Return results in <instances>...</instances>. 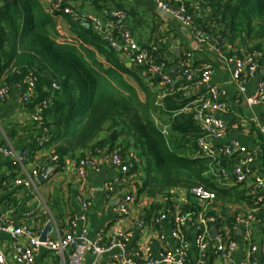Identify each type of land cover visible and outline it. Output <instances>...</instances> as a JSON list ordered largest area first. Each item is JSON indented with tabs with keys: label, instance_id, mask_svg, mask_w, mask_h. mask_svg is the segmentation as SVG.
Wrapping results in <instances>:
<instances>
[{
	"label": "trees",
	"instance_id": "1",
	"mask_svg": "<svg viewBox=\"0 0 264 264\" xmlns=\"http://www.w3.org/2000/svg\"><path fill=\"white\" fill-rule=\"evenodd\" d=\"M169 2L183 4L197 28L215 41L222 40L217 45L222 52L235 57L261 53L264 66V0ZM66 4L74 13L85 8L100 13L123 8L121 0H68ZM50 10L39 0H0V90L17 86L22 95L30 80L34 88L25 105L28 113L51 99L40 121L33 123L37 136L46 141L33 142L29 159L44 149L47 153L38 160L40 164L54 156L63 164L65 159L77 162L105 149L118 154L129 175L138 177L136 198L163 199L164 214H173L176 207L173 191H184L186 200L177 214L194 220L202 208L189 191L201 188L214 195L204 213L213 220L210 229L215 225L217 231L226 224L230 230L225 234L233 239V221L251 215L264 236L263 189L249 182L236 184L232 175L229 185L222 183L216 172L237 165L244 155L215 161L196 155V143L205 133L196 119L198 105L192 104L197 98L193 101L184 92L197 78L187 82L178 69L168 73L171 82L165 84L145 66L129 61L127 67L122 53L93 31L89 20L86 27L59 9ZM58 16L63 17L65 29H58ZM153 56L161 61L159 51ZM157 95H162L158 105ZM157 115L166 118V135L155 122Z\"/></svg>",
	"mask_w": 264,
	"mask_h": 264
},
{
	"label": "crops",
	"instance_id": "2",
	"mask_svg": "<svg viewBox=\"0 0 264 264\" xmlns=\"http://www.w3.org/2000/svg\"><path fill=\"white\" fill-rule=\"evenodd\" d=\"M50 10L53 0H39ZM124 10L129 11L128 26L139 46L156 48L159 58L167 63V75L178 70L182 61H187L192 68L198 69L210 65L212 70L210 86L221 88L225 92L223 102L227 111L215 115L226 126V133L220 140L212 141L213 145H227L231 142L244 147L253 158V162L246 167L252 174L264 175V109L259 106H247L245 100L255 95L258 89V76H248L245 83V93L240 94L238 86L232 81L233 65L227 62L226 52L218 50L216 46L198 44L190 31L160 12L153 0H121ZM51 11V10H50ZM82 12L94 17H101L100 12L85 8ZM58 29H65L63 17H57ZM183 59V60H182ZM130 66L127 58H124ZM128 66V67H129ZM169 76V75H168ZM206 86H190L184 92V96L190 99H198L204 94ZM22 95L17 86L9 88L7 94L0 99V222L12 226H28L36 232V237L50 240L62 235L69 227L73 218L84 219L79 221L76 227L78 236L83 235L88 241L93 242L98 236L106 242L113 229L120 225L129 235L123 242L122 248H114L99 258V264H135L145 259L161 260L165 254L174 255L178 249V243L172 237L177 217V207L185 202L184 191H173L176 207L173 214H164L165 201L160 198L150 199L146 197L136 198V175H129V170L124 180L115 193H109L106 186L120 175L111 165L110 158L113 153L107 150H98L94 155L95 169H88L85 173L84 188H80V182L75 176L73 160L67 159L62 169L55 165V171L42 183L36 178L44 171H40L34 180V185H17V180H24L25 173H30L37 168L39 159L45 157L47 151L34 152L29 159L33 142L39 137L33 130V122L30 113L26 111L21 99ZM162 95H157L158 105ZM196 119L198 117L196 116ZM199 122V120H197ZM155 122L163 128L166 135V118L155 116ZM5 139L16 154H27L24 171L13 163L11 157H6L1 149L5 146ZM48 167V168H49ZM233 167L228 165L227 172ZM258 171V172H257ZM128 191L132 192L133 201L130 205L129 215L123 218L117 213L116 208ZM264 191V189H263ZM83 198L88 207L82 211L79 199ZM166 218L160 223H155L159 215ZM236 228L233 239L236 247L231 257V264H240L248 252V244L243 241L245 234L256 247L257 264H264V236L259 229L252 224L251 229L245 230L244 218H236ZM223 224L222 228L227 233L229 228ZM178 228L189 245L185 264H221L215 252L216 231L215 225L210 229V247L204 257L200 256L195 247L196 234L190 220L178 223ZM227 226V225H226ZM214 229V238H211V230ZM249 230V231H248ZM228 234V233H227ZM42 240L41 242H44ZM252 241V242H251ZM15 243L24 244L23 239H12L9 233L0 232V252L5 257V264H17L14 259ZM125 257V260L123 258ZM66 254L56 256L50 251L40 249L35 253L32 264H65ZM92 257L87 255L83 264H91Z\"/></svg>",
	"mask_w": 264,
	"mask_h": 264
},
{
	"label": "built area",
	"instance_id": "3",
	"mask_svg": "<svg viewBox=\"0 0 264 264\" xmlns=\"http://www.w3.org/2000/svg\"><path fill=\"white\" fill-rule=\"evenodd\" d=\"M68 0H53L50 9H59L63 15L70 16L80 22L87 25V20L90 21L93 31L102 36L104 41L110 47L120 51L122 55L127 58L131 64L135 66L147 67V72L152 77H160L161 81L165 84H170L171 78L163 73L165 70V64L162 61L157 60L153 53L156 52V48L148 47V50L144 46H139L136 42L129 26H128V14L124 9H110L101 12V17H94L88 13H74V10L66 4ZM156 8L164 13L170 15V18L186 27L193 39L200 45L216 46L218 41H215L204 30L197 28L192 17L187 12L183 4L173 6L169 0H153ZM219 50V48L217 47ZM227 62L233 65L232 81L238 86L240 94L245 93V83L248 76H258V89L254 96L244 99L247 106L259 105L264 109V66L260 64L261 53L245 54L242 57L228 56L226 55ZM180 75L187 81L192 82L194 78L197 80L193 86H206V90L202 96L192 102L197 104L196 116L199 120L200 130L205 133V136L199 139L196 143V155L201 157H207L212 161L217 160L220 157L230 158L236 153L244 155V158L236 165H232L233 170L227 172L226 169L219 168L216 172L219 175V180L222 183L230 184V175L235 179L234 183H251L256 187L264 189V175L260 173L252 174L246 170V167L253 162V158L247 153L244 147H241L236 142H231L227 145H213L212 141L220 140L226 133L225 124L219 120L215 115L224 113L227 111V107L223 102L225 92L223 89L210 86L212 70L210 65H205L202 68L194 69L185 60L180 65ZM27 93L22 94V101L27 103L29 96L34 88L33 83L27 80ZM54 89H57L56 85H53ZM8 88L4 87L0 90V99H2L8 92ZM51 103V99L42 101L38 104L33 113H30V119L33 122H38L41 119L42 111ZM264 135V128L262 129ZM38 145H42L46 139L44 136L38 137L36 140ZM5 146L1 149L2 153L6 157H11L13 163L24 171V165L27 161V154H16L14 149L10 146L7 139H5ZM67 159L64 160V163ZM111 165L120 173L111 184L106 186V190L109 193H115L116 188L120 186L124 176L127 173V165L122 164L121 158L118 154L113 153L110 158ZM63 164H60L56 156L50 159L49 163L40 164L37 168H34L30 173H25L24 180H17V185L25 184L29 186L34 185V180L38 176L40 171L47 169L50 165H55L56 168L62 169ZM96 163L94 156L86 155L84 158L75 162L74 170L77 180L80 182V188H84L85 173L88 169H95ZM199 203L202 211L197 217L191 221L192 229L196 234L195 247L200 256L204 257L208 248L210 247V225L213 223L211 218H206L204 213L209 204L213 201L214 195L201 188H193L189 191ZM82 211H86L88 205L83 198L79 199ZM133 201V195L131 191L125 194L122 201L116 208L123 218L129 215L130 205ZM261 198L257 199L260 202ZM166 218L164 214L159 215L154 221L160 223ZM84 216L81 215L78 219L73 218L69 222L68 229L62 234H57L56 238L48 239L41 242L36 237V232L28 226H12L10 224H2L0 222V232L9 233L12 239H23L24 244L15 243L14 245V259L17 264H32L35 253L40 249L52 252L56 256L63 257L66 254L65 264H83L85 256L88 254L92 257L91 264H99V258L104 253L114 249L122 248L123 242L129 235L128 231L118 225L116 226L110 238L103 242V238L98 236L95 241H88L83 235L78 236L76 227L79 221L83 220ZM183 218L177 217L176 225L172 232L173 239L178 243V249L174 255L165 254L161 260L156 261L153 259H145L135 264H185L186 256L189 251V245L182 236L178 223L182 222ZM254 218L248 215L244 218V228L249 229ZM236 228V220L233 224ZM243 241L248 244V252L243 258L240 264H257L256 247L250 244L249 235L243 236ZM236 247V241L231 239L225 234L224 229L221 227L216 234L215 252L220 260L221 264H231V257ZM125 260V257L123 258ZM5 257L0 252V264H5Z\"/></svg>",
	"mask_w": 264,
	"mask_h": 264
},
{
	"label": "water",
	"instance_id": "4",
	"mask_svg": "<svg viewBox=\"0 0 264 264\" xmlns=\"http://www.w3.org/2000/svg\"><path fill=\"white\" fill-rule=\"evenodd\" d=\"M160 11V10H159ZM160 12H162V11H160ZM165 16H167V17H170V15L169 14H167V13H164V12H162ZM86 27H87V25H85ZM218 44H220V43H222V40H219L218 42H217ZM126 66L128 67L129 65L128 64H126ZM198 120V119H197ZM55 171V168H53V167H49V168H47V169H45L37 178H36V181L38 182V183H42L43 181H45L48 177H49V175L51 174V173H53ZM214 236H215V234H214V229H212L211 230V238H214ZM40 240L42 241V240H45L44 238H40Z\"/></svg>",
	"mask_w": 264,
	"mask_h": 264
}]
</instances>
